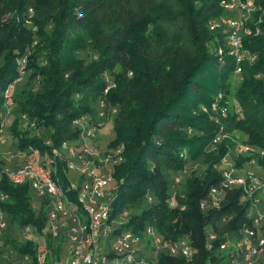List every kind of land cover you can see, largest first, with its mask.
I'll return each mask as SVG.
<instances>
[{
	"label": "trees",
	"instance_id": "1",
	"mask_svg": "<svg viewBox=\"0 0 264 264\" xmlns=\"http://www.w3.org/2000/svg\"><path fill=\"white\" fill-rule=\"evenodd\" d=\"M30 12L35 35L24 27ZM223 15L218 0H0V111L3 90L19 78L16 62L26 56L27 73L14 94L10 140L20 153L36 148L51 154L63 142L80 141L73 121L81 116L95 121L100 99L116 108L112 146H123V161L112 171L116 196L110 217L128 210L120 229L138 233L152 225L170 241L187 238L196 250L189 262L160 255L159 264H229L217 247L246 223L237 192L228 193L217 210L204 213L199 208L220 183L217 165L232 146L224 139L215 150H207L220 126L201 106L209 108L221 93L220 104L228 103L222 132L237 131L264 150V16L259 34L243 41L255 62L242 65V81L228 99L235 64L212 48L216 37L223 43V33L209 31L210 22ZM105 76L112 85L103 95ZM21 114L35 121L40 136L18 130ZM43 138L51 140L49 147ZM184 149L186 160L180 157ZM259 164L264 172V158ZM0 165L9 164L0 159ZM55 165L59 185L76 201L63 163ZM186 165L203 169L197 166L175 184ZM0 192L7 195L0 203L7 222L4 243L20 264L24 257L39 264L38 244L25 239L19 243L17 237L27 226L43 235L48 199L34 195L27 182L13 185L5 178ZM173 194L178 206L169 208ZM209 229L217 234L212 251L205 248ZM44 238L42 252L58 251L63 242ZM50 259L44 254L42 264ZM0 264H9V257H2ZM258 264H264V256Z\"/></svg>",
	"mask_w": 264,
	"mask_h": 264
},
{
	"label": "built area",
	"instance_id": "2",
	"mask_svg": "<svg viewBox=\"0 0 264 264\" xmlns=\"http://www.w3.org/2000/svg\"><path fill=\"white\" fill-rule=\"evenodd\" d=\"M218 3L224 15L210 22L209 31L223 33V43L219 44L216 37L212 48L218 57L233 59V74L242 80V65L253 64L256 59L244 48L243 41L259 34L258 25L264 16V7L261 6L264 0H218ZM254 13L258 16L254 17ZM16 64L19 78L9 83L2 92L0 145H5L12 138L10 128L15 118L14 94L17 84L26 74V56L19 58ZM104 78L108 84L103 92L106 95L112 83L108 76ZM221 100L222 94L219 93L209 108H200L214 124L220 126L218 134L207 148L209 151L215 150L225 138L221 119L228 115V103L220 104ZM97 106L95 121L89 116H81L73 121V126L80 131L77 144L63 142L59 148L52 149L51 154H42L36 148H29L25 153H18V157L23 160L21 165H0V180L5 178L13 185L27 182L34 195L48 199L43 235L31 226L22 228L19 235L38 244L39 264L44 261V243L41 240L44 235H49L54 241L63 239L69 246L67 264H159L160 255L191 261L196 250L187 238L178 242L170 241L152 225L143 227L138 233L120 229L130 216L128 210L114 218L110 217L111 204L116 196L112 171L123 161V146L119 145L109 154H100L94 148L92 142L96 135L106 131L116 115V108L108 106L104 99H100ZM18 127L22 132L31 131L36 136L41 134V129L27 114L18 116ZM43 144L49 147L51 140L43 138ZM231 144L217 165L221 181L209 190L199 208L204 213L217 210L228 193L237 192L239 204L245 208L246 223L237 234L220 242L217 251L225 255L224 261L229 264H258L264 256V177L261 176L264 172L259 164L264 158V150L246 144L239 138L231 139ZM180 157L186 160L185 149ZM239 160L243 162L238 164ZM56 162L63 163L64 176L69 189L75 193L76 201L69 200L59 185ZM196 168V165L184 166L174 178V183L179 184ZM6 199L7 195L0 192V203ZM147 202H151L149 196ZM167 203L169 208L178 206L175 194ZM6 228L5 214L0 205V259L15 255L2 238ZM216 239L217 234L209 229L206 233L207 251H212ZM22 264H30L28 257H24Z\"/></svg>",
	"mask_w": 264,
	"mask_h": 264
},
{
	"label": "rangeland",
	"instance_id": "3",
	"mask_svg": "<svg viewBox=\"0 0 264 264\" xmlns=\"http://www.w3.org/2000/svg\"><path fill=\"white\" fill-rule=\"evenodd\" d=\"M32 16V14H31ZM25 20V19H24ZM24 27L26 28V30H28L29 32H32L34 35L36 33V26L33 23V19L32 17H29L28 20H26L24 22ZM27 73V72H26ZM232 73L229 77V81L228 83L231 85L230 89H229V94L228 99L231 98V95L233 93V88L235 87V83H237L236 81H238V83L240 84L242 80H239L235 75ZM112 81V80H111ZM233 101H231L230 103H232ZM112 123L110 122L108 124V126L106 127V131H101L96 135L95 140L92 142L94 148L100 153V154H109L112 151H114L117 147H119V145L117 146H112V142L115 140V133L112 129ZM225 138L224 139H228L231 143V139H240L241 141L245 142L246 144H249L247 142V138L245 136H243V134L237 132V131H232L230 133H225L224 134ZM216 149V147H215ZM18 150L16 149L15 143L14 141L11 140H7L5 145H0V159H5L6 162L9 164L8 166L13 167L11 165H15V166H19V164L17 162L20 161V165L22 164V160L21 158L18 157ZM243 162V160H239L238 164H241ZM198 166V165H197ZM199 170L203 169V165H199L198 166ZM13 237H15V235L13 234ZM24 240L23 238H20V235L18 234L17 237V241L20 243V241ZM42 242L45 240V238L41 239ZM68 245L63 242L58 251L53 252L52 250H48L50 256H51V262L53 264H65L67 259H68ZM46 252V251H44ZM9 257V264H20V261L14 257V256H8Z\"/></svg>",
	"mask_w": 264,
	"mask_h": 264
},
{
	"label": "crops",
	"instance_id": "4",
	"mask_svg": "<svg viewBox=\"0 0 264 264\" xmlns=\"http://www.w3.org/2000/svg\"><path fill=\"white\" fill-rule=\"evenodd\" d=\"M22 163H23V161H22ZM60 241V240H59ZM43 243H44V245H45V240L43 241ZM63 243V242H62ZM61 243V244H62ZM60 244V245H61ZM44 247V246H43ZM60 247V246H59ZM69 247V246H68ZM59 249V248H58ZM54 252V251H53ZM45 253V252H44ZM46 255H50L49 254V252L48 251H46V253H45ZM67 254H68V259H69V248H68V252H67ZM68 259H67V261H68ZM67 261H66V263L65 264H67ZM48 264H53L52 262H51V259H50V261H48Z\"/></svg>",
	"mask_w": 264,
	"mask_h": 264
}]
</instances>
